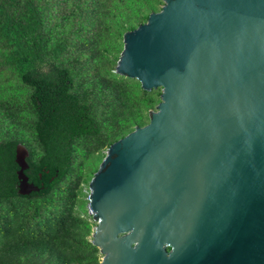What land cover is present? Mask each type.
<instances>
[{"label": "water", "instance_id": "1", "mask_svg": "<svg viewBox=\"0 0 264 264\" xmlns=\"http://www.w3.org/2000/svg\"><path fill=\"white\" fill-rule=\"evenodd\" d=\"M161 2L115 62L159 93L87 182L98 264H264V0Z\"/></svg>", "mask_w": 264, "mask_h": 264}, {"label": "trees", "instance_id": "2", "mask_svg": "<svg viewBox=\"0 0 264 264\" xmlns=\"http://www.w3.org/2000/svg\"><path fill=\"white\" fill-rule=\"evenodd\" d=\"M161 0H0V264H98L85 209L106 147L158 89L114 72L122 34ZM37 187L17 193L15 145Z\"/></svg>", "mask_w": 264, "mask_h": 264}]
</instances>
